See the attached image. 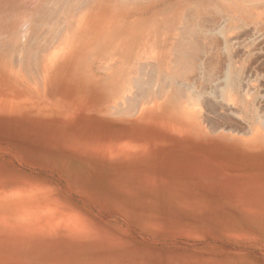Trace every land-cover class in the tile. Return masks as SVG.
<instances>
[{"label": "rangeland", "instance_id": "1", "mask_svg": "<svg viewBox=\"0 0 264 264\" xmlns=\"http://www.w3.org/2000/svg\"><path fill=\"white\" fill-rule=\"evenodd\" d=\"M248 27L232 86L249 116L218 96L196 137L107 110L105 79L96 92L74 61L43 86L39 59L1 56L0 264H264V28Z\"/></svg>", "mask_w": 264, "mask_h": 264}, {"label": "bare ground", "instance_id": "2", "mask_svg": "<svg viewBox=\"0 0 264 264\" xmlns=\"http://www.w3.org/2000/svg\"><path fill=\"white\" fill-rule=\"evenodd\" d=\"M247 22H252L254 29L264 28V0H0V57L2 60L14 57L20 67L24 57L27 61L31 59L34 63L24 62L25 59L23 63L33 65L34 69L41 68V73L34 72L42 75L39 78L43 86L52 79L50 71L55 61H74L84 75L81 81L90 86L94 84L96 92L105 79L102 96L107 110L121 113L123 109L128 110L127 107L129 110L135 107L138 121L145 125L152 123L150 126L154 130L196 137L203 127V118L215 112L222 103L218 105L220 99L226 101L224 104L229 108L237 109L236 119L245 112L249 116L250 112L244 107L246 97L244 100L232 86L236 84L234 77L238 79L241 73L232 72L234 66L246 69ZM236 48L244 50V57L235 55L241 57V62L237 61L239 65L234 64ZM179 53L182 54L180 59L183 58L179 60L182 62L180 71L179 63H173ZM178 71L181 74H173ZM29 72L26 75L33 76L34 72ZM100 73L107 75L98 76ZM29 76L26 80L34 84ZM242 89L244 93L252 91ZM139 92L143 99L138 97ZM218 96L223 97L219 99ZM127 112L132 113L131 110ZM251 118L254 119V115ZM248 131L259 138V127H251ZM1 186L0 190L5 189ZM19 188L14 189L16 192L10 191L22 195L21 190L25 189ZM4 193L12 196L9 191ZM22 211L30 217V212Z\"/></svg>", "mask_w": 264, "mask_h": 264}, {"label": "crops", "instance_id": "3", "mask_svg": "<svg viewBox=\"0 0 264 264\" xmlns=\"http://www.w3.org/2000/svg\"><path fill=\"white\" fill-rule=\"evenodd\" d=\"M136 28H138V27H136ZM170 33H171V34L174 33L173 28L170 29ZM180 51H181V50H180ZM180 53H182V52H180ZM180 53H179V54H180ZM179 54H176V55H178V59H176L175 61L173 60V61H174L173 63H174V64H177L176 61L179 63V64H177V65H178V67H179V71H180V68H181L180 66L182 65V62H180V61H181V59H183V58L180 59L179 56L182 57V54H180V55H179ZM176 55H175V58H176ZM179 60H180V61H179ZM180 63H181V65H180ZM174 64H173V66H174ZM179 65H180V66H179ZM173 68H174V67H173ZM177 69H178V68H176L175 70H177ZM181 69H182V68H181ZM179 71L176 72V74H175V73H173V74H174V75H179V73H180ZM173 72H174V71H173ZM177 73H178V74H177ZM101 74H102V73H100L98 76H102ZM105 74H106V73H105ZM180 74H181V73H180ZM106 75H107V74H106Z\"/></svg>", "mask_w": 264, "mask_h": 264}]
</instances>
